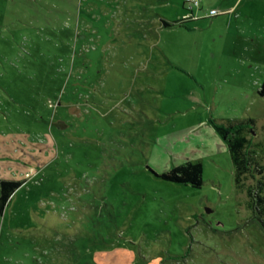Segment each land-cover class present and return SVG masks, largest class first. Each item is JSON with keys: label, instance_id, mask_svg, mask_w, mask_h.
Masks as SVG:
<instances>
[{"label": "rangeland", "instance_id": "374dc122", "mask_svg": "<svg viewBox=\"0 0 264 264\" xmlns=\"http://www.w3.org/2000/svg\"><path fill=\"white\" fill-rule=\"evenodd\" d=\"M230 2L193 16L188 0H0V181H23L0 214V264H264L248 192L264 195V47L239 62L219 14L197 15ZM240 8L264 34V0ZM248 115L258 167L242 187L223 156L200 187L157 175L169 136L183 149Z\"/></svg>", "mask_w": 264, "mask_h": 264}, {"label": "crops", "instance_id": "0c3cea01", "mask_svg": "<svg viewBox=\"0 0 264 264\" xmlns=\"http://www.w3.org/2000/svg\"><path fill=\"white\" fill-rule=\"evenodd\" d=\"M242 1L243 0H232V2L228 4L219 5V9H221V13L219 14V29H221L219 30V46L229 47L232 44H241L242 48L247 53V57H242L238 61L245 63L246 60L253 62L255 59L252 55L248 56V51L262 50V47H264V34L259 28L250 25V23L253 24L252 21L254 17L252 15H254V13L252 14L248 10L241 9ZM212 8H216V6H212ZM197 15L199 17H206V13H198ZM154 22L157 24V27L160 26L159 22ZM162 26L164 25L162 24ZM223 33L224 35H222ZM234 70L239 73L243 72L236 67H234ZM249 96L250 94L248 93V97ZM249 118L255 119L250 115L243 118L237 116L221 117L219 118V123H230L237 120L246 121ZM199 133L200 134L197 135L198 138L192 134V136H194V139L191 138L192 143L188 144L183 149L180 146H176L173 135L169 136L167 138L169 147L158 149V156L161 158L160 160H164V162L161 170H158L153 166L157 172H165L172 167L187 161H200L203 164V168L205 161L218 167L219 156L227 157L229 161L232 162V154L228 143L218 132L213 123L206 124ZM171 155L175 156L174 160H171ZM150 160L152 161L151 158ZM176 161L178 162L176 163Z\"/></svg>", "mask_w": 264, "mask_h": 264}, {"label": "trees", "instance_id": "16d2710c", "mask_svg": "<svg viewBox=\"0 0 264 264\" xmlns=\"http://www.w3.org/2000/svg\"><path fill=\"white\" fill-rule=\"evenodd\" d=\"M213 17V16H212ZM186 19L171 22L168 19L161 17V22L164 26L170 27L174 24L182 25ZM258 93L264 97V80L262 81ZM255 123V119L249 118L248 120H237L230 123H219L213 120L218 132L227 141L229 149L232 154V162L234 166L235 182L238 187H242V179L244 175L253 169L254 166L258 167L255 161V152L248 149L249 140L246 132L250 125ZM261 169L259 168L258 171ZM204 168L200 161H187L172 167L171 169L157 174L159 177L176 183L190 184L194 187H200L204 184L203 180ZM23 184L21 180L2 179L0 181V214L6 209L15 191ZM249 194L252 196V205L264 215V195L253 189H249Z\"/></svg>", "mask_w": 264, "mask_h": 264}, {"label": "built area", "instance_id": "2783aa9c", "mask_svg": "<svg viewBox=\"0 0 264 264\" xmlns=\"http://www.w3.org/2000/svg\"><path fill=\"white\" fill-rule=\"evenodd\" d=\"M188 2L190 3L189 8L191 10V13L194 16V13H193L194 8L198 7L199 9H201L202 8V0H188ZM220 13H221L220 10H218L217 8H210V10L206 13V15L212 17V16H216Z\"/></svg>", "mask_w": 264, "mask_h": 264}]
</instances>
